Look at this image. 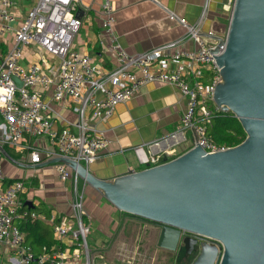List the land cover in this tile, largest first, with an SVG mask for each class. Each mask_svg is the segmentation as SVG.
<instances>
[{
    "label": "built area",
    "instance_id": "built-area-1",
    "mask_svg": "<svg viewBox=\"0 0 264 264\" xmlns=\"http://www.w3.org/2000/svg\"><path fill=\"white\" fill-rule=\"evenodd\" d=\"M157 1V0H155ZM235 0H229L233 7ZM15 0H0V24L15 19ZM88 6L84 0H35L20 25L15 28L10 49L0 61V131L1 142L18 150H27L32 164L63 157L88 166L95 162L107 148L109 139L93 124L97 119H108L120 102L133 97L141 87L150 83H169L179 88L186 97L187 106L181 117L180 131L190 130L194 146L206 153L226 150L232 146L219 144L209 135L208 127L216 115L226 112L215 100L220 81V66L213 55L226 49L228 26L219 33L210 32L204 37L201 19L190 24L180 19L185 27L184 36L152 49L127 52L114 31L115 10L112 0H102L101 44L112 54L113 67L100 66L94 58L79 52L74 40L83 24L78 12ZM4 24L2 31L9 29ZM107 37L109 40L105 39ZM220 37L225 40L219 45ZM193 41L194 48L188 47ZM36 44L41 61L23 64L24 48ZM218 47V51L214 49ZM209 74L206 75L205 71ZM52 90L54 101L73 100L76 122H68L61 130L54 128V118L59 116L43 97ZM77 131L72 130V127ZM176 135V132L171 136ZM46 137L48 144L40 138ZM36 139V140H35ZM156 140L154 145L160 144ZM167 161L160 155L145 160L146 168ZM61 181L72 183L70 222L53 223L58 238H69L76 243V252L82 251L84 264H91L88 235L91 218L85 208V191L79 182L81 175L69 163H55ZM4 175L0 162V243L14 253L11 264H65V253H41L36 256L18 225L17 217H39L35 212L23 210L24 182L14 181L3 186ZM217 244L216 241L211 240Z\"/></svg>",
    "mask_w": 264,
    "mask_h": 264
},
{
    "label": "crops",
    "instance_id": "crops-1",
    "mask_svg": "<svg viewBox=\"0 0 264 264\" xmlns=\"http://www.w3.org/2000/svg\"><path fill=\"white\" fill-rule=\"evenodd\" d=\"M15 1V19L3 22L10 28L2 31L4 24H0V61L12 45L15 28L21 24L35 0ZM84 2L88 7L78 12L83 24L75 37L74 47L91 55L100 66L113 67L115 61L112 54L101 44L102 0ZM112 3L115 34L129 53L146 51L184 36L186 30L180 19L190 24L198 23L205 5L206 13L200 26L203 36L211 37L210 32L219 33L224 29L219 28L220 23L229 20L232 9L229 0H112ZM194 46L193 41L188 43V47ZM41 53L36 44L27 45L21 62L26 65L41 61ZM205 73L209 74L207 70ZM41 90L44 99L59 115L54 118V128L61 130L68 122H76L72 99L54 101L51 89ZM186 106V97L175 85L156 82L144 85L129 100L118 103L108 119L94 120L93 124L109 142L88 170L100 179L112 181L130 171L146 168L145 160L152 155L171 160L193 148L192 132L179 129ZM72 130L77 131V128L73 126ZM175 132L176 135L171 136ZM1 135L0 131L3 186L23 181V210L39 215L36 218L15 219V224L24 233L25 243L31 246L34 253L41 252L49 243L52 253H65V264H84L82 251H75L78 245L69 238H58L53 229V223H74L71 219L72 183L59 179L55 163L60 161H52L58 157L32 164L27 150L21 151L2 143ZM156 140L161 143L154 145ZM38 141L48 144L46 137ZM79 185L86 193L84 204L91 217L88 222L96 232L91 237L93 264H142L140 241L144 239L146 227L140 224L150 222L156 225V222L118 209L83 177ZM29 220L31 223L27 225ZM159 235L158 228V239ZM13 256V250L0 243V264H11ZM172 258V264L185 263V259L178 263L174 256Z\"/></svg>",
    "mask_w": 264,
    "mask_h": 264
},
{
    "label": "water",
    "instance_id": "water-1",
    "mask_svg": "<svg viewBox=\"0 0 264 264\" xmlns=\"http://www.w3.org/2000/svg\"><path fill=\"white\" fill-rule=\"evenodd\" d=\"M213 57L215 100L246 132L238 145L209 154L194 146L112 181L73 160L52 161L69 163L118 209L161 224L158 245L196 252L191 264H264V0L234 1L226 49Z\"/></svg>",
    "mask_w": 264,
    "mask_h": 264
},
{
    "label": "rangeland",
    "instance_id": "rangeland-1",
    "mask_svg": "<svg viewBox=\"0 0 264 264\" xmlns=\"http://www.w3.org/2000/svg\"><path fill=\"white\" fill-rule=\"evenodd\" d=\"M228 23H229L228 19L222 20L219 28L221 29L227 27ZM140 225H144L146 227L144 239L140 241L142 246L139 252V257L141 258L142 264H172L173 251L158 245L157 225H155V223L153 224L150 222H147V224L146 223L144 224L143 222ZM93 228L91 227L90 233L88 235V247L91 252V257H90L91 264H93L91 237L93 234L96 233ZM195 257L196 256H193V258L190 261L189 259L188 261L186 259L184 264H191L192 261L195 259Z\"/></svg>",
    "mask_w": 264,
    "mask_h": 264
},
{
    "label": "trees",
    "instance_id": "trees-1",
    "mask_svg": "<svg viewBox=\"0 0 264 264\" xmlns=\"http://www.w3.org/2000/svg\"><path fill=\"white\" fill-rule=\"evenodd\" d=\"M208 132L214 141L227 146L238 145L246 138V132L244 131L241 122L231 111L221 112L216 115L212 121V124L208 127ZM26 218L29 219V217ZM30 223L31 221L29 220L27 225ZM32 227L34 228L33 225ZM50 248L51 245L46 243L43 247V250L41 252H35V254L38 256L44 252L52 253ZM33 264L38 263L37 261H34ZM43 264L51 263L46 262Z\"/></svg>",
    "mask_w": 264,
    "mask_h": 264
},
{
    "label": "flooded vegetation",
    "instance_id": "flooded-vegetation-1",
    "mask_svg": "<svg viewBox=\"0 0 264 264\" xmlns=\"http://www.w3.org/2000/svg\"><path fill=\"white\" fill-rule=\"evenodd\" d=\"M157 227L159 228L160 232H161V224L156 222ZM209 242H212L211 240ZM197 253L196 252H192V253H188L187 250L185 249V247L181 246V248H179V250L173 251V256L175 261H178V263L183 259H189V261L193 258V256H196ZM196 258V257H195ZM193 262V261H192Z\"/></svg>",
    "mask_w": 264,
    "mask_h": 264
}]
</instances>
